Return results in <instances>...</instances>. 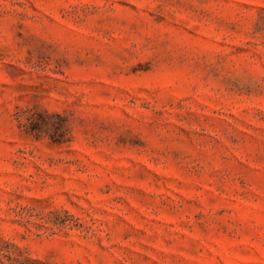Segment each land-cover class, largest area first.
<instances>
[{"label": "rangeland", "instance_id": "obj_1", "mask_svg": "<svg viewBox=\"0 0 264 264\" xmlns=\"http://www.w3.org/2000/svg\"><path fill=\"white\" fill-rule=\"evenodd\" d=\"M0 264H264V0H0Z\"/></svg>", "mask_w": 264, "mask_h": 264}]
</instances>
